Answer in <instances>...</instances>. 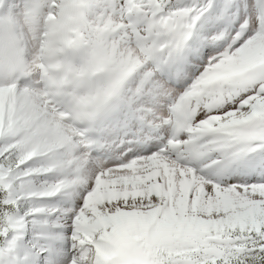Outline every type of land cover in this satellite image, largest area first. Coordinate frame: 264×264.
<instances>
[{"label":"snow or ice","instance_id":"snow-or-ice-1","mask_svg":"<svg viewBox=\"0 0 264 264\" xmlns=\"http://www.w3.org/2000/svg\"><path fill=\"white\" fill-rule=\"evenodd\" d=\"M0 264H264V0H0Z\"/></svg>","mask_w":264,"mask_h":264}]
</instances>
